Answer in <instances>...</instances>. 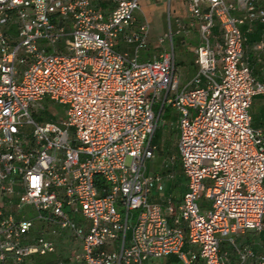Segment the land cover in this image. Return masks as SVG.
Here are the masks:
<instances>
[{"label": "built area", "instance_id": "2783aa9c", "mask_svg": "<svg viewBox=\"0 0 264 264\" xmlns=\"http://www.w3.org/2000/svg\"><path fill=\"white\" fill-rule=\"evenodd\" d=\"M144 1L165 5L159 43L169 47L140 61ZM172 2L0 0V264H67L66 240L79 245L69 264L173 254L183 264H227L225 237L264 229V135L250 114L264 80L244 49L245 33L261 25L264 50V0H182L181 16ZM196 26L197 70L183 81L173 37ZM56 104L64 118L46 120L40 109ZM164 107L178 113L186 184L177 209L158 201L164 177L145 166ZM26 206L33 218L20 215ZM239 258L264 264L251 248Z\"/></svg>", "mask_w": 264, "mask_h": 264}, {"label": "rangeland", "instance_id": "374dc122", "mask_svg": "<svg viewBox=\"0 0 264 264\" xmlns=\"http://www.w3.org/2000/svg\"><path fill=\"white\" fill-rule=\"evenodd\" d=\"M143 10L147 16V19L149 21V35H148V44L147 47L144 49H141L139 53V60L145 61L148 58H152L154 56L159 48H168L169 43L168 41H165L164 43H159V38L163 37L168 32V22H167V12L166 7L164 4L156 3L153 1H144L142 3ZM177 5H179L178 0H173L172 2V15L174 16H181L182 15V8L179 7L177 9ZM144 18L142 15H138V23L143 21ZM197 26L190 32V34H176L173 37V44H174V52H175V62L176 67L183 68L185 63L189 64V61L194 57V54L190 49V47H195L198 44V38H199V32L197 30ZM149 54V55H148ZM49 104V103H48ZM55 111L49 112L51 109ZM50 108L40 109V113H42L46 120L48 121H55L57 118H64L65 116V109L61 105H53L50 106ZM176 111L173 108H168L164 111L161 119H159V123L156 128V133L154 135V138L152 140V143L155 144L158 147L161 148H169V140L166 138L168 135L169 129L171 134V143L174 146L177 143L176 139V132H174L173 129L177 128V123L175 121ZM37 114H34V119L37 118ZM29 129V128H28ZM179 157V153H178ZM163 160H165L164 155L159 153L158 148L155 147V153L154 157L150 160H147L145 162L146 170L151 172H158V169L161 167ZM130 159H128V162ZM180 161V158H179ZM167 180L168 177H165ZM175 179V178H174ZM178 188L175 187L172 197H177L179 195V192L177 190ZM205 200L203 197L198 201L201 205L202 201ZM208 207L209 203H206ZM25 214L27 218H33L35 216V213L30 209V206L24 207V209L21 211L20 215ZM132 215L135 214V212L132 211ZM77 220L79 223H84V218L79 215L77 217ZM35 224H39L38 221L35 220ZM65 234V233H64ZM79 245L74 244V242L69 243L67 240L65 242H62L59 244V250L62 253V256L66 257L65 262L69 264V255H71L72 251H78ZM55 255L53 253L47 254L43 259L53 258ZM173 256H167V257H158L151 259L147 262V264H183L181 261L177 260L173 262L172 259Z\"/></svg>", "mask_w": 264, "mask_h": 264}, {"label": "crops", "instance_id": "0c3cea01", "mask_svg": "<svg viewBox=\"0 0 264 264\" xmlns=\"http://www.w3.org/2000/svg\"><path fill=\"white\" fill-rule=\"evenodd\" d=\"M181 1L182 0H178L179 5H177V9L179 7L182 8ZM262 37L263 27L259 25L253 31L245 33L244 42L245 57L249 62L252 74L256 77V79L261 81L264 80V50L259 49L257 45ZM120 47L122 50H128L130 52L133 51L132 46L123 43L120 45ZM192 49L193 47H190L189 50L192 51ZM176 68L179 71L183 81L190 80L197 70V66L194 62V57L189 61V64L185 63L182 69L179 67ZM250 114L252 117V126L256 129H260L264 135V95H258L253 99V103L250 108ZM154 198L157 199L158 196H155ZM206 203V200L202 201L203 208H207ZM245 248H251L256 255L263 254L264 229L262 231L248 230L243 233L231 234L230 236L225 237L220 244V250L226 252L228 255L227 264H241L239 252ZM187 249H189V245L186 243L184 246V250ZM169 256H173L171 259L173 262L179 260L178 257L174 254ZM51 259L52 258H48L47 260ZM243 264H254V261L249 259Z\"/></svg>", "mask_w": 264, "mask_h": 264}, {"label": "trees", "instance_id": "16d2710c", "mask_svg": "<svg viewBox=\"0 0 264 264\" xmlns=\"http://www.w3.org/2000/svg\"><path fill=\"white\" fill-rule=\"evenodd\" d=\"M214 32H217V28L215 29ZM160 106H156L155 109L158 112L159 111ZM167 107H164L161 111V115H160V119L164 113L165 110H167ZM175 121H177V117H178V113H175ZM159 123V122H158ZM174 132H176V139L178 142V138H179V129L178 127L176 129H173ZM156 133V130L153 134V137L151 139V143L152 140L154 138V135ZM170 129L168 132V135L166 136V138L169 140V148H161L156 146L155 144H153L156 148H158L159 153L164 155L165 160H163L161 167L158 169V173L161 174L164 177V191L161 195V198L158 199V201H161L163 203V201L165 199L170 198L172 201V204L174 205V207L177 209L180 201H181V197L182 194L185 190V184H186V178L185 175L183 173V169H182V165H181V161H179V157H178V147H177V143L173 146L171 141V134H170ZM165 177H168V179L166 180ZM175 178V179H174ZM177 187L179 195L177 197H172L174 188ZM201 207H203V204L201 203ZM37 261L40 262H44L45 259L38 257L36 258Z\"/></svg>", "mask_w": 264, "mask_h": 264}]
</instances>
